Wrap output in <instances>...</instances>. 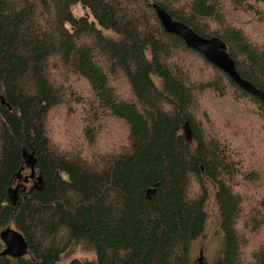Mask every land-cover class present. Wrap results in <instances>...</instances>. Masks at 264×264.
I'll list each match as a JSON object with an SVG mask.
<instances>
[{"label":"trees","instance_id":"obj_1","mask_svg":"<svg viewBox=\"0 0 264 264\" xmlns=\"http://www.w3.org/2000/svg\"><path fill=\"white\" fill-rule=\"evenodd\" d=\"M154 4L222 40L264 95V44L237 19L246 11L264 31V0H0V230L13 226L27 246L11 258L0 240V264H57L77 244L94 259L69 264H191L206 179L222 218L216 264H264V102L164 33ZM199 96L230 104L207 113ZM71 104L88 110L86 149L98 130L114 142L124 133V145L60 149L54 131L68 126L56 115ZM29 157L40 182L17 185L12 205Z\"/></svg>","mask_w":264,"mask_h":264},{"label":"rangeland","instance_id":"obj_2","mask_svg":"<svg viewBox=\"0 0 264 264\" xmlns=\"http://www.w3.org/2000/svg\"><path fill=\"white\" fill-rule=\"evenodd\" d=\"M71 10L75 17H81L86 14V11L80 5L73 6ZM250 15L251 14L246 13V11L241 10L240 17L237 19L238 20L240 19L239 22L243 26L245 32L248 34L250 40L254 41V44L262 45L264 44V31L262 30L261 26ZM103 33L104 35L109 37L113 36L109 32L103 31ZM194 63H195L194 71L201 73L199 71L201 69L200 63H198V61L196 60ZM206 77L209 78L210 74H207ZM74 88L78 90L80 93H82L84 96L88 97V91L82 85L81 86L79 85L78 87L75 86ZM196 99L198 100V102L197 101L196 102L201 106V109L203 111H207V113L208 111H210L211 113H217V110L221 106L225 108L227 103L230 104L229 102L226 103V99L224 101H220L215 98L217 101L215 100L216 102L213 103L208 102L207 97L199 96ZM223 103L225 104L223 105ZM71 105H72L71 107L72 109H70V107L67 106L62 110H60L56 115V118L63 120L68 126L66 130L59 131L60 134L66 139H63L57 131H54V137H52V140L59 147L60 144L58 142H61L63 144L60 149H64V150L68 149L73 151V150H79L81 148L83 150H86L87 152H96L97 150L101 153L102 151H106L107 149H109L107 147H104V145H106L107 142L109 147H111L114 143H117L119 141L122 143V145H124L125 143L124 133L117 134V138H116L117 142H114L113 140L108 139V134L98 130V134H97L99 139L98 148L95 150L86 149L87 144L84 142L82 137L78 135V131L80 133L84 128L86 122V113L89 116L88 110L85 105H78V106H75L74 104ZM225 111L228 112V110ZM246 120L249 121V117H247ZM251 121L253 122L252 119ZM241 129L243 130L244 133V139H246V142L250 143L247 138V131H245V127H241ZM263 149L264 147L262 148V151ZM35 173L36 176H38L37 170L35 171ZM30 174H31L30 167L26 165L25 172L23 173L21 179H18L17 182L15 181L13 185V190L16 188L17 185L25 187L26 189L34 184H37L38 182L36 181V177L33 179L35 180L34 182H31L29 180L28 182L24 180V178L28 177ZM260 179H262L261 175H260ZM205 186L208 192V198L204 205V211L206 213L207 220L201 237L192 243L191 252H190L191 264L199 257V252H203L204 257L209 264H216L221 259L224 250L223 248L224 236L220 228L222 218L215 200L216 189L215 186L207 179L205 180ZM7 228L11 230H15L13 226H9ZM7 228L1 229L0 232ZM73 259H78L81 261L93 260L94 252L91 248L83 244H77L72 246L66 253H64L57 264H69V262L72 261Z\"/></svg>","mask_w":264,"mask_h":264},{"label":"water","instance_id":"obj_3","mask_svg":"<svg viewBox=\"0 0 264 264\" xmlns=\"http://www.w3.org/2000/svg\"><path fill=\"white\" fill-rule=\"evenodd\" d=\"M153 10L156 13V18L164 33L179 37L188 49H191L203 56V58L218 70L225 73L240 89L244 90L252 96H256L264 102V95L252 84L241 79L235 69L234 60L229 56L226 44L219 38H204L193 31L189 26L173 19L163 8L153 5ZM3 103V100H2ZM184 130L190 133L188 125H184ZM26 165L30 167L31 174L25 177L24 180H33L40 182V177L36 176L35 164L32 158H28ZM21 179V177H19ZM36 185V184H35ZM19 186L11 193L12 205L17 203V190ZM154 193L155 190L149 189L146 194ZM0 240L4 245V250L1 253L3 256L11 258H20L27 253V246L23 236L11 229H5L0 232ZM192 264H209L205 259L203 252H199V257Z\"/></svg>","mask_w":264,"mask_h":264},{"label":"flooded vegetation","instance_id":"obj_4","mask_svg":"<svg viewBox=\"0 0 264 264\" xmlns=\"http://www.w3.org/2000/svg\"><path fill=\"white\" fill-rule=\"evenodd\" d=\"M29 181L34 182L35 180H29ZM29 181H28V182H29ZM28 182H27V183H28Z\"/></svg>","mask_w":264,"mask_h":264}]
</instances>
